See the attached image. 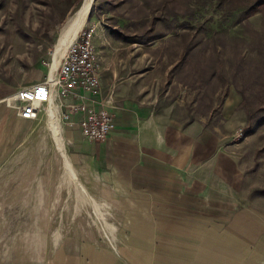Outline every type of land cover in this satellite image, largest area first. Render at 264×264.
<instances>
[{"label":"crops","instance_id":"obj_1","mask_svg":"<svg viewBox=\"0 0 264 264\" xmlns=\"http://www.w3.org/2000/svg\"><path fill=\"white\" fill-rule=\"evenodd\" d=\"M17 89L0 83V211L46 212L0 217V264H264V213L239 207L240 174L209 149L208 134L194 140L192 126L108 105L114 128L91 143L78 123L101 101L78 87L65 96L53 89L37 116L24 119L11 98ZM80 147L88 161L75 153ZM2 225L62 228L42 234L39 253L18 255ZM92 225L129 227L131 236L135 226L137 245L116 247L105 233L108 244L74 228Z\"/></svg>","mask_w":264,"mask_h":264},{"label":"rangeland","instance_id":"obj_2","mask_svg":"<svg viewBox=\"0 0 264 264\" xmlns=\"http://www.w3.org/2000/svg\"><path fill=\"white\" fill-rule=\"evenodd\" d=\"M80 2L0 0V83L17 89L49 77L61 31ZM226 7V0H93L79 30L89 29L99 66L101 88L89 97L109 100L119 114L147 108L164 122L192 126L194 140L216 139L209 149L240 174L239 207L264 213V9L245 17ZM75 153L88 161L89 152ZM45 212L2 210L0 217ZM58 228L2 225L18 255L39 253L42 234ZM74 228L108 244L105 233L116 247L137 245L135 226L133 236L119 225Z\"/></svg>","mask_w":264,"mask_h":264},{"label":"built area","instance_id":"obj_3","mask_svg":"<svg viewBox=\"0 0 264 264\" xmlns=\"http://www.w3.org/2000/svg\"><path fill=\"white\" fill-rule=\"evenodd\" d=\"M95 49L91 46L88 28L77 33L74 40L67 46L59 60L53 79L45 77L43 80L18 88L11 95L15 101V108L21 118L34 119L39 105L48 103L52 90L59 96L72 93L78 87L91 96L99 93V66L92 65ZM109 100L100 103L98 108H87L79 120L80 133L88 140L100 141L113 130L114 123L108 109ZM74 105L70 110H74ZM79 109H84L81 105ZM67 113L62 115L66 119Z\"/></svg>","mask_w":264,"mask_h":264},{"label":"bare ground","instance_id":"obj_4","mask_svg":"<svg viewBox=\"0 0 264 264\" xmlns=\"http://www.w3.org/2000/svg\"><path fill=\"white\" fill-rule=\"evenodd\" d=\"M91 3H92V0H85L83 2V4H80V6L71 14V16L65 22V25H64V27H63V29L61 31L59 42L57 43L56 48H55L56 52H55V56H54V59H53V63L51 65L50 75H49V77H47L48 79H53L54 78L55 71L57 69L59 60L61 59L65 49L69 45L68 44V42H69L68 39L71 38L72 36H75L77 34V32H79V30L81 29L82 25L84 24L85 19L87 18L88 10L90 8ZM88 36H89V29H88ZM92 65L96 66L93 56H92ZM50 99H51V97H50ZM50 99H49V101H50ZM57 126H58V124H57ZM52 131H53V136H54V138L56 140L57 132H56V128L53 125H52ZM57 140H59V139H57ZM57 148L61 152V148H62L61 145H57ZM67 169H69V167H67Z\"/></svg>","mask_w":264,"mask_h":264},{"label":"trees","instance_id":"obj_5","mask_svg":"<svg viewBox=\"0 0 264 264\" xmlns=\"http://www.w3.org/2000/svg\"><path fill=\"white\" fill-rule=\"evenodd\" d=\"M215 2L216 5L219 6L218 2ZM226 2L228 5V7H226L227 12L241 10L245 17L251 16L264 9V0H226Z\"/></svg>","mask_w":264,"mask_h":264},{"label":"water","instance_id":"obj_6","mask_svg":"<svg viewBox=\"0 0 264 264\" xmlns=\"http://www.w3.org/2000/svg\"><path fill=\"white\" fill-rule=\"evenodd\" d=\"M84 1H85V0H81V2H80V3H81V4H83V2H84ZM92 1H93V0H92Z\"/></svg>","mask_w":264,"mask_h":264}]
</instances>
